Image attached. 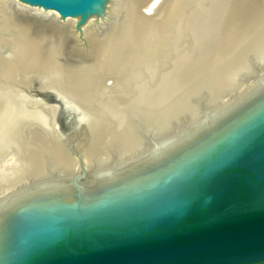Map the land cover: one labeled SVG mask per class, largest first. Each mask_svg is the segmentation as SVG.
<instances>
[{
  "label": "water",
  "instance_id": "1",
  "mask_svg": "<svg viewBox=\"0 0 264 264\" xmlns=\"http://www.w3.org/2000/svg\"><path fill=\"white\" fill-rule=\"evenodd\" d=\"M17 1L58 14L59 56L71 65L83 63L77 52L82 25L90 16L105 17L108 5ZM201 8H214V24H206L219 27L211 25L215 35L206 36V45L215 42L235 57L246 49L241 57L248 70L214 94L209 80L169 77L176 58L200 67L205 57L197 55L204 41L189 35L202 19L184 24V33L166 40L165 75L157 66L148 93L118 96L131 101L118 110L138 134L134 146L110 145L103 158L87 159L82 149L104 103L42 88L54 105L51 124L74 162L66 167L46 158L43 170L0 191V264H264V0H207ZM228 11L220 34L218 16ZM67 17L76 18L72 26ZM187 54L192 60L185 66ZM183 83H190L185 105L162 119V88L177 91Z\"/></svg>",
  "mask_w": 264,
  "mask_h": 264
},
{
  "label": "bare ground",
  "instance_id": "2",
  "mask_svg": "<svg viewBox=\"0 0 264 264\" xmlns=\"http://www.w3.org/2000/svg\"><path fill=\"white\" fill-rule=\"evenodd\" d=\"M10 1L0 0V47L5 45L0 49V191L26 172L43 170L46 158L65 166L74 162L51 124L55 109L42 96V88L90 103H104L100 108L103 112L92 118L91 132L82 149L87 159H99L105 156L110 145L129 148L137 142L138 134L131 121L124 112H118L120 104L124 109L127 105L130 108L131 101L120 98L132 96L136 89L148 93L157 77V66L160 74L165 75L169 62L166 40L174 41L184 33V24L202 19L198 31L189 35L194 41H204L203 51L197 55L205 57L197 64L200 67L192 64L184 67L183 58H176L178 62L169 77H186L187 83L189 79L209 80L214 94L232 86L241 70H248L241 57L246 49H240L235 57L219 50L221 46L214 41L213 46L206 45L209 38L214 39L211 36L214 25L206 24H214V12L213 8L212 12L204 13L198 9L207 0H108L105 17L90 16L82 25L81 38H78L82 43L77 52L83 63L76 65L66 63L59 56L64 31L52 16L55 11L19 2L22 7L10 5L13 12L8 14L5 6ZM28 9L45 16L25 15ZM144 10L152 15H145ZM232 12L218 16L220 34L227 22L225 16ZM75 21V17L65 19L70 26ZM101 22L107 24L104 29H100ZM260 46L264 51V42ZM180 55L179 52L175 56ZM190 57L184 56L185 66L190 64ZM187 83L177 91L162 88L158 105L162 119L183 108V89L190 84Z\"/></svg>",
  "mask_w": 264,
  "mask_h": 264
},
{
  "label": "rangeland",
  "instance_id": "3",
  "mask_svg": "<svg viewBox=\"0 0 264 264\" xmlns=\"http://www.w3.org/2000/svg\"><path fill=\"white\" fill-rule=\"evenodd\" d=\"M12 3H14L15 5H17V7L18 6H21L22 7V4H20L19 2H17V0H12ZM19 4V5H18ZM199 8V7H198ZM200 9H202L200 12H204V9L203 8H199L198 10H200ZM209 11H211L212 12V8H211V10L209 9ZM213 12H214V8H213ZM52 16H55V17H57L58 16V14L56 13H52ZM198 16H200V14L198 13ZM69 21V23H72V21L71 20H68ZM71 21V22H70ZM90 40V39H89ZM139 78H141V76L139 77ZM138 79V78H137ZM136 79V80H137ZM123 90V89H122ZM112 96H110L109 98H111ZM107 98V97H106ZM118 112H119V110H118ZM117 116H118V114H116ZM115 119L117 118L116 116L114 117ZM113 120V119H112ZM114 121V120H113ZM103 150V149H102Z\"/></svg>",
  "mask_w": 264,
  "mask_h": 264
}]
</instances>
